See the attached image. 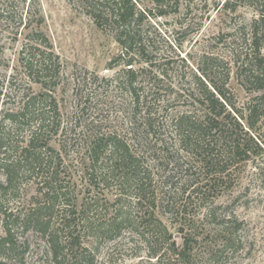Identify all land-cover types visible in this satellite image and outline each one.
I'll list each match as a JSON object with an SVG mask.
<instances>
[{
    "label": "rangeland",
    "instance_id": "obj_1",
    "mask_svg": "<svg viewBox=\"0 0 264 264\" xmlns=\"http://www.w3.org/2000/svg\"><path fill=\"white\" fill-rule=\"evenodd\" d=\"M226 1L137 0L149 18L133 25L145 55H127L137 61L141 106L132 116L115 81L129 67L115 28L95 24L94 1L0 0V241L8 228L9 264H55L54 251L62 264H264V150L251 148V159L210 189L173 127L183 115L203 120L193 96L194 76L210 70L204 56L226 62L238 107L250 98L231 54L255 13L225 11ZM19 18L34 29L43 19L38 28L61 63L54 88L22 72L28 31ZM32 97L31 116L11 122ZM41 114L49 127L35 143L39 164L21 151Z\"/></svg>",
    "mask_w": 264,
    "mask_h": 264
},
{
    "label": "trees",
    "instance_id": "obj_2",
    "mask_svg": "<svg viewBox=\"0 0 264 264\" xmlns=\"http://www.w3.org/2000/svg\"><path fill=\"white\" fill-rule=\"evenodd\" d=\"M93 1L91 12L95 24L101 26L105 23L115 28L116 42L122 49L119 59L123 58L124 66L129 67L121 71V75L117 76L115 81L131 98V107L129 105L127 109L131 108V112L134 113L131 115L135 116L141 107L139 86L136 84L137 74L133 70V63L137 64V61L127 55L130 52H134L140 58L145 55V51L142 50L144 44L140 32L133 25L140 24L149 16L145 11L137 8V0ZM240 8L251 9L255 13L249 23L243 24L236 31L239 46L234 48L231 54L234 76L250 98L242 107H238L235 94L229 86L231 76L228 65L216 57L204 56L202 65L210 70H201L202 78L194 76L198 93L193 96L195 101L205 109V113L202 112L203 120L200 121V118L195 120L192 115H183L173 122L178 142L211 176V181L208 183L210 189L224 180L225 171L234 169L238 163L236 161L241 159L242 162L247 163L251 159V148L257 152L264 150V0H227L222 5V9L228 12H235ZM42 21V18L36 20L37 25L34 29L30 28V23L24 24L22 18H19L18 26L28 31L25 36L28 41L22 46L19 66L23 74L33 83L47 89L50 83L53 88L55 87V81L60 77L61 63L52 45L38 28ZM133 46H137L136 51ZM39 97L47 98L46 94ZM35 100V97L30 98L17 114L9 115L10 121L16 124L18 116L20 118L31 116L30 107ZM153 101H156L154 96ZM145 110L149 111V107ZM43 117L40 118L36 131L29 135L26 147L21 151L24 160L34 158L32 162L36 161L39 164L43 160L34 153L35 143L42 141L41 132L49 127L44 123ZM143 125L146 131H149L152 127L149 117ZM56 130L57 127L53 132L55 133ZM2 145L3 143H0V149ZM45 145L47 147V144ZM97 150V146L92 148L94 155L97 154ZM220 162L223 163L222 166ZM11 173L12 171L6 167L7 186L12 182ZM47 185L49 187V184ZM33 223L36 228L43 225L39 221ZM11 237V231L7 228L6 235L0 241V264H9L8 255L13 250ZM180 253L184 254L183 251ZM54 263L62 264L57 262L56 251H54ZM71 264L81 263L74 261Z\"/></svg>",
    "mask_w": 264,
    "mask_h": 264
}]
</instances>
